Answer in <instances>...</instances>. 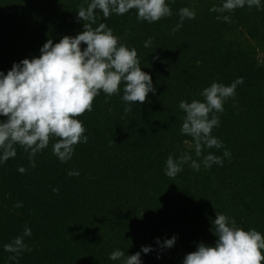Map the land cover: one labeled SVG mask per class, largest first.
Masks as SVG:
<instances>
[{
	"label": "trees",
	"instance_id": "obj_1",
	"mask_svg": "<svg viewBox=\"0 0 264 264\" xmlns=\"http://www.w3.org/2000/svg\"><path fill=\"white\" fill-rule=\"evenodd\" d=\"M223 2L166 0L172 15L153 23L138 20L136 9L108 18L96 10L91 23L77 18L91 0H0V71L5 74L14 62L40 56L49 39L55 44L82 32L84 24L93 29L106 24L120 44L136 49L156 88L131 111H125L123 83L111 97L101 90L92 111L76 117L88 140L77 143L66 162L53 154L58 137H50L34 157L14 145L16 156L0 163V264H124L126 256L113 261L111 253L131 256L142 245L155 249L142 254L143 264H183L199 243L215 245L217 214L264 236V60H259L264 0L259 8L246 4L231 12L210 11ZM182 8L194 11L195 18H185L173 31ZM218 16H229L230 22ZM238 78L243 83L235 96L215 114L220 126L211 134L223 147H204L198 157L192 137L180 131L186 116L180 102H203L201 93L212 83L229 86ZM210 153L223 165L204 167ZM185 154L192 159L183 170L175 178L165 175L168 157ZM192 160L200 163L199 171ZM25 227L31 236H24ZM173 236L171 249L156 244L157 238ZM17 237L28 250L5 251Z\"/></svg>",
	"mask_w": 264,
	"mask_h": 264
},
{
	"label": "clouds",
	"instance_id": "obj_2",
	"mask_svg": "<svg viewBox=\"0 0 264 264\" xmlns=\"http://www.w3.org/2000/svg\"><path fill=\"white\" fill-rule=\"evenodd\" d=\"M246 4L259 8L261 0H224L222 6H214L210 11L231 12ZM132 9L137 10L138 20L149 23L172 15L166 0H91L87 9L80 8L77 18L95 23L96 10L108 18L112 13L124 15ZM179 15L180 23L173 31L182 27L185 18H195V12L188 8L180 9ZM221 18L230 22L229 16L217 17ZM151 43L149 39L144 46L149 47ZM82 44L86 45L83 50ZM40 53L38 57L14 62L7 74L0 71V117H6L0 120V163L16 156L15 144L23 146L25 151L31 150L34 157L48 146L50 137L60 138L53 145V154L66 162L71 159L74 146L88 140L82 122L76 117L92 111L93 101L101 90L111 97L119 94L123 83L122 100L128 105L125 111H131L132 104L144 103L149 93H156L151 75L142 71L136 49L120 44L106 24L95 29L84 24L82 32L74 37L63 36L55 44L49 39ZM241 83L243 78L229 86L214 82L201 93L203 102H180V109L186 113L180 131L192 137L198 157L204 147H223L222 142L211 134L213 128L220 126L219 116L215 114L225 111L226 100L235 96L236 86ZM184 143L189 145L190 141ZM224 156H230V152L225 150ZM191 159L187 154L178 160L170 155L165 175L175 178L183 170L182 165ZM202 162L206 168L213 164L223 165V159L211 153ZM191 167L199 171L200 163L192 160ZM69 175L78 173L69 172ZM212 223L213 234L218 238L215 245L199 243L194 252L185 256L183 264H264V236L261 233L238 228L235 220L222 214H217ZM24 236H31L30 228L25 227ZM176 240V236L163 241L157 238L156 244L161 249H171ZM4 247L5 251L17 254L28 250L23 237L15 238ZM154 250L152 246L142 245L141 250L131 256L115 250L109 259L116 261L126 256L124 264H143L142 254Z\"/></svg>",
	"mask_w": 264,
	"mask_h": 264
},
{
	"label": "rangeland",
	"instance_id": "obj_3",
	"mask_svg": "<svg viewBox=\"0 0 264 264\" xmlns=\"http://www.w3.org/2000/svg\"><path fill=\"white\" fill-rule=\"evenodd\" d=\"M259 60L260 61H263L264 60V57L262 55L259 56Z\"/></svg>",
	"mask_w": 264,
	"mask_h": 264
}]
</instances>
